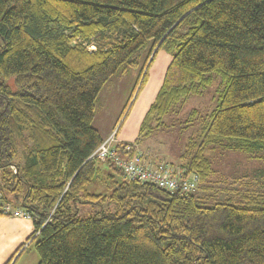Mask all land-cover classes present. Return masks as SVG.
<instances>
[{
	"label": "trees",
	"instance_id": "16d2710c",
	"mask_svg": "<svg viewBox=\"0 0 264 264\" xmlns=\"http://www.w3.org/2000/svg\"><path fill=\"white\" fill-rule=\"evenodd\" d=\"M147 45L172 56L141 134L215 75L216 105L180 165L204 180L207 147L264 151V0H0V193L29 213L36 264H264V194L205 205L90 157L99 93ZM103 174L109 192L89 191ZM81 198L116 211L80 216Z\"/></svg>",
	"mask_w": 264,
	"mask_h": 264
},
{
	"label": "rangeland",
	"instance_id": "374dc122",
	"mask_svg": "<svg viewBox=\"0 0 264 264\" xmlns=\"http://www.w3.org/2000/svg\"><path fill=\"white\" fill-rule=\"evenodd\" d=\"M152 55L150 45L143 47L131 64L106 82L97 98L92 124L103 138L114 131L116 138L120 135L130 142L134 141L137 134L135 140L138 139V147L136 144L135 150L146 157L149 156L148 153L141 149L150 150L151 153L167 157L175 163L166 160L155 162L178 167L186 161L187 157L182 155L187 150L188 141L215 107L217 90L222 87V83L214 75L211 84L201 94L191 95L185 102L178 103L158 125L152 122L154 127L150 133L141 134L140 123L146 109L154 100L172 52L160 50L153 59ZM30 147L31 142L25 134L17 138L15 162L20 167L24 165ZM204 154L210 161L211 171L204 180L199 181L192 193L205 205L223 200L237 203L243 201L244 196L264 194V151H256L250 155L241 150L216 145L207 147ZM112 184V179L103 174L88 185L87 189L107 194V187ZM76 206L80 216L99 210L116 211L113 204L101 199L97 202H85L82 199Z\"/></svg>",
	"mask_w": 264,
	"mask_h": 264
},
{
	"label": "built area",
	"instance_id": "2783aa9c",
	"mask_svg": "<svg viewBox=\"0 0 264 264\" xmlns=\"http://www.w3.org/2000/svg\"><path fill=\"white\" fill-rule=\"evenodd\" d=\"M119 139L115 137V132H111L90 157L99 160L110 159L129 180L149 182L159 188L170 192L186 196L197 188L200 178L197 172H185L179 165L174 167L165 162H155L148 159L143 153L132 150L130 145H125L122 152L116 150ZM0 216H12L30 218L21 207L5 200L0 193Z\"/></svg>",
	"mask_w": 264,
	"mask_h": 264
},
{
	"label": "crops",
	"instance_id": "0c3cea01",
	"mask_svg": "<svg viewBox=\"0 0 264 264\" xmlns=\"http://www.w3.org/2000/svg\"><path fill=\"white\" fill-rule=\"evenodd\" d=\"M136 136L137 134L135 137ZM117 137V139L121 141L128 142L120 135ZM135 137L133 140H135ZM141 150L148 153L149 156H147V158L150 160H166L175 163L174 160L171 161L167 157L153 154L150 150ZM176 163L180 164V162ZM32 231L33 225L30 218L0 216V264L37 263V254L30 244V241H27V237L32 233Z\"/></svg>",
	"mask_w": 264,
	"mask_h": 264
}]
</instances>
